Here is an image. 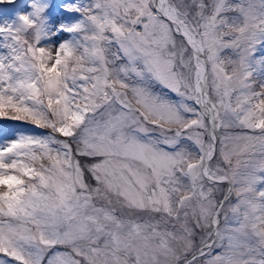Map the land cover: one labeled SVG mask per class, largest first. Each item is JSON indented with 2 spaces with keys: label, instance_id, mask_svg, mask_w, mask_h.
<instances>
[{
  "label": "snow or ice",
  "instance_id": "snow-or-ice-1",
  "mask_svg": "<svg viewBox=\"0 0 264 264\" xmlns=\"http://www.w3.org/2000/svg\"><path fill=\"white\" fill-rule=\"evenodd\" d=\"M19 7L0 264H264V0Z\"/></svg>",
  "mask_w": 264,
  "mask_h": 264
},
{
  "label": "rangeland",
  "instance_id": "rangeland-1",
  "mask_svg": "<svg viewBox=\"0 0 264 264\" xmlns=\"http://www.w3.org/2000/svg\"><path fill=\"white\" fill-rule=\"evenodd\" d=\"M24 0H17V6H5V7H0V16H11L13 15L16 11L20 10L19 4L23 3ZM52 3H60L61 0H51ZM65 2H68V0H65ZM71 2H79L83 3L86 2V0H71ZM257 56L260 55L259 52L256 54ZM4 121V120H3ZM0 121V141L3 140L5 136L7 137H14L18 127H24V128H31V125H21L19 122H3ZM36 131H46V130H41L37 129ZM221 223L223 225V218L221 220ZM0 259H7L6 257L0 256Z\"/></svg>",
  "mask_w": 264,
  "mask_h": 264
}]
</instances>
